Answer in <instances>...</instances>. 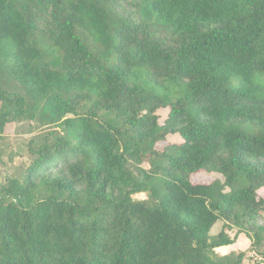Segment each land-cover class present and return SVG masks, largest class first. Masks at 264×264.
Here are the masks:
<instances>
[{"label": "trees", "instance_id": "obj_1", "mask_svg": "<svg viewBox=\"0 0 264 264\" xmlns=\"http://www.w3.org/2000/svg\"><path fill=\"white\" fill-rule=\"evenodd\" d=\"M23 124L0 264H264L217 253L264 242V0H0V166Z\"/></svg>", "mask_w": 264, "mask_h": 264}, {"label": "rangeland", "instance_id": "obj_2", "mask_svg": "<svg viewBox=\"0 0 264 264\" xmlns=\"http://www.w3.org/2000/svg\"><path fill=\"white\" fill-rule=\"evenodd\" d=\"M122 10L126 15H134V8L128 3L122 4ZM49 14L43 13L41 19V24H44L45 19L49 18ZM169 110H161L159 111L160 119L163 121L167 118ZM6 137L8 140L3 143L4 148H6L8 152L14 153V161L10 162L8 155L5 156L4 161L8 166H0V183L4 182V179L8 176H13L14 174H19V171L23 168H26L30 164V159L26 155L18 154L22 150L24 144L31 138L29 126L27 124L20 125L19 127L15 125H9L5 131ZM180 138V137H179ZM174 138L175 142H178L180 139ZM165 144L161 143L158 145V149H163ZM148 168V165H144ZM216 180L224 181V178L221 175L217 174H207L201 173L192 177V181L195 184H211ZM260 196L264 198V191L260 192ZM137 199H145L146 195L136 196ZM255 225L258 227L264 228V216L258 218L255 221ZM224 229V223L219 222L215 225V228L212 230V235L219 234ZM227 233L231 236V238H235L237 236V241L233 246L224 247L219 249L217 252L220 255H228L231 253H238L245 251L247 253V262L252 263L253 261H262L264 257V242L259 250L254 249L252 247V239H250L246 234H238L239 229L233 228L228 229Z\"/></svg>", "mask_w": 264, "mask_h": 264}, {"label": "clouds", "instance_id": "obj_3", "mask_svg": "<svg viewBox=\"0 0 264 264\" xmlns=\"http://www.w3.org/2000/svg\"><path fill=\"white\" fill-rule=\"evenodd\" d=\"M220 249H221V248H220ZM218 250H219V249H218ZM218 250H217V251H218ZM217 253H218V252H217Z\"/></svg>", "mask_w": 264, "mask_h": 264}]
</instances>
